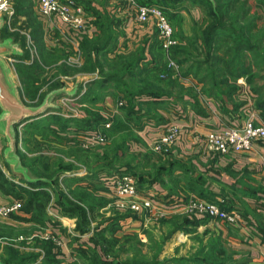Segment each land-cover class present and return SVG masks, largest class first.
Instances as JSON below:
<instances>
[{
  "label": "crops",
  "instance_id": "crops-1",
  "mask_svg": "<svg viewBox=\"0 0 264 264\" xmlns=\"http://www.w3.org/2000/svg\"><path fill=\"white\" fill-rule=\"evenodd\" d=\"M74 1L80 4L89 16L90 25L79 36L70 34L65 25L58 19L48 20L41 16L37 11V0H32L33 14L38 22H42L43 39L49 46L52 48H61V46L72 48L71 38L74 36L80 48V44L85 38H92L99 33L100 18L106 14L110 20H116V23L111 21L110 26L113 33L118 32V35L112 38L114 42L113 50L106 54L108 61H113L117 57L116 55L126 54L139 46L143 48L145 57L151 58L148 49L153 52L156 44L154 43L155 38L159 40L153 23H137L121 0ZM179 15L185 19L183 12H180ZM24 18L25 16H19V19L23 20ZM182 30L185 34H190V31L186 32L183 25ZM170 72L174 73H172L174 76L172 78L178 77L177 84L185 88L186 91L184 90L181 94L173 91V100L172 98L169 99L170 102L166 105L169 107L167 108L160 105H148L147 103L137 104L140 100L147 98L135 97L133 107L137 110V113L123 118L125 126L131 125L135 128L134 132L131 130L135 138L128 141L131 151L134 153L140 152L141 154L152 152L156 155L152 160L144 159L145 166L139 169L141 173L139 178L143 183L139 184L136 181L137 187L142 193L151 194L157 201L169 205L187 200L189 197L203 198L214 202L223 200L229 211L238 213L240 219L237 223L229 225L207 216L192 213L187 218L190 220L199 219L200 221L196 223L194 228L191 227L193 229L191 232L182 233L179 229L174 230L171 243L175 244L180 241L181 236L184 237L185 234L188 237L202 235L204 250L208 247L207 252L211 258L208 263L203 264H216L215 262H220L218 264H263L264 140L254 142L252 148L243 153L220 154L209 151L204 144L203 136L211 130L242 122L247 116V109H243L242 106L235 109L229 104H222L213 96L202 93V84L198 83L195 78L190 76L179 77V70H171ZM108 89L106 90L107 94L102 99V107L109 109L116 101H123L126 104L123 94L117 93V91H120L119 88L115 89L112 84ZM178 95L181 98H178ZM251 109L253 108L251 107ZM255 112L262 120L258 110H255ZM115 114L116 112L113 111L112 117H110L111 123ZM27 121L29 120L22 122L20 125ZM170 122H176L180 126L177 140L168 154H156L150 149V145ZM82 133H85V131H79V133L63 132L60 133V136L61 138L78 140L79 135ZM5 143L6 141L0 134V154L3 160ZM64 149H70V146H65ZM66 154L68 155V153ZM131 164L133 162H130ZM4 166L5 168L0 165V168L10 181L28 190L37 191L24 182L23 177L18 175L21 173L13 172L5 160ZM125 166L121 168L120 166H114V168H118L122 172L128 170V167ZM152 166L156 172L153 181L150 180L149 175ZM5 169L11 175L15 174L16 180L8 177L9 174ZM89 171L78 167L72 172H67L64 180L70 181L69 185L64 184V181L61 182L65 187L64 192L70 191V195H65V199L58 198L55 194L56 190L48 188V190H45L47 192L45 203L39 207L35 205L28 211L21 208L25 199H27L28 195L26 193L20 198H16L14 194L6 192L0 186V205L13 200H19L21 203L18 211L12 212L7 218H0V227L16 232L12 236L15 242H18V248L26 246L28 250L25 251L31 250L39 254L38 260L34 264H39L42 261L45 264H49V262L50 264H100L101 261H108L103 252L102 244L96 241L100 226H98L96 213L92 212L95 208L86 209L89 223L86 224L88 229L84 232H80L78 229L80 218L75 215L74 209L64 211L63 204L69 202V200L79 203L72 196L73 190H84L95 198L100 197L99 193H105L102 190L106 188L100 179L105 172L92 173L91 170ZM122 213L124 212H120V214ZM115 217L110 216L106 219V223L115 222L116 218L119 219V217ZM180 217H182L181 213H174L171 214L170 219ZM117 222L119 224L116 234H120L121 231L125 234L142 235L146 228L141 215H136L134 218L129 215L124 216ZM106 223L103 227L107 230L108 224ZM41 230H50L64 241L63 246L57 249L52 243V250L55 255L53 254L54 258L51 261L48 260L41 246V242L44 240L29 239L31 235L37 234ZM112 234H115V232ZM4 236L1 234L0 240H4ZM19 237L23 239L18 240ZM188 237L187 242L189 241ZM214 239H217L218 246H213L209 251L210 240ZM192 263L193 261L189 262V264Z\"/></svg>",
  "mask_w": 264,
  "mask_h": 264
},
{
  "label": "rangeland",
  "instance_id": "rangeland-1",
  "mask_svg": "<svg viewBox=\"0 0 264 264\" xmlns=\"http://www.w3.org/2000/svg\"><path fill=\"white\" fill-rule=\"evenodd\" d=\"M7 1L11 6L13 0ZM212 1L214 2V0ZM220 1L225 2L224 0ZM248 5L251 7L250 10H248L249 13L244 9L241 10L239 8L240 5H238V7L231 12V14L237 11L241 12L240 14L243 16L242 20L234 23L233 21L228 20L223 21L225 25L224 35H232V33H234L233 35L238 36V40L235 37V39L231 40L229 43H220L219 41L216 42L215 46H218L216 54L212 53V47H209V52L213 55H209L207 48H205L204 45H201V43H199V45L201 46L202 51L199 49L195 52L194 49L196 46H188L186 41H183V45L186 48H183L182 45L180 49H174L169 53H164L156 48L154 50V54L157 56L156 63L159 66L158 68L163 69V65L170 59L169 56L172 57L173 54L175 55L179 53L182 56L189 57L188 62L180 67L182 70L187 68L190 64L196 65L197 62H204L203 69L210 70L211 61H207L210 57L221 55L222 51H224L226 47L234 46L238 42L240 43L242 41L244 44L246 43L245 45L248 46V48L246 46H242V49H238L240 50V53H242L241 58L244 59V62L250 64L251 66V82L248 83L246 77H239L237 80L233 81L231 77L224 74L221 64H218L216 65V68L220 70L219 73L223 75V77H219V80L221 81L227 77V82H218V84L214 85H217L220 90L225 92L222 96L225 104H229L234 107V103L237 102L243 104V109H249L252 107L254 110H257L256 103L260 100L258 96H264V19L257 21V26L255 28L254 18L255 14L264 18V13H262L260 9H257L255 0H249ZM164 7L168 8L167 5ZM172 11L176 17H173L174 19H169L172 27L174 28L175 36L178 42H182L180 40L183 35H193V31L198 29V25L205 28L208 24V20H206L208 7L206 4H200L198 1L186 0L181 6ZM180 12L184 13L185 19L179 15ZM13 15V13H11V15L0 14V19L4 20V29L0 31V41L3 40V36H5L13 38L19 45H23L25 43L23 48L20 46L23 51L21 56L24 62L31 63L36 67L33 76L36 77L37 81L35 83H38L39 86L34 97L30 94H26L25 87L19 78L20 75H18L20 70H18V67H16L14 63L16 59L12 56L5 58L6 62L9 64L20 99L27 105H38L40 100L44 98V95L52 89L60 87H66L71 91L75 89V93L73 95L63 93L61 98L55 100V107L50 109L51 112H48L45 117L31 119L16 128V133L20 138L19 143L17 144L18 154L23 159L25 158L23 160V164L27 167L28 165H33V162L35 163L37 161L35 159H39L41 162H45L47 164V167H43L41 162H38L34 164L31 171L28 169L30 176H32V173L37 176H45L46 182L48 183L40 184L39 186L37 185L34 187L32 186L31 188H35L34 190L37 191L52 188L56 190L55 194L58 198H64L65 195H70V191L64 192V184L69 185L70 183V181L64 180L67 172H72V170L78 167H82L86 171L91 170L92 173L103 171L105 173H103L104 175L100 179L101 183H103L106 188L102 190V192L105 191V193H99L100 197L95 198L86 193L84 190H73L72 196L79 203L69 200V204H74L73 211L75 215L80 218L78 224L80 232L87 231L88 228L86 224L89 223V216L87 215V212H85L84 218L82 210L78 209L77 206L85 210L88 208H95L96 211L92 210V212L96 213L98 217V226H100L99 232L96 236V241L102 244L103 252L107 257L106 259L108 262L114 264H189L190 261H193L192 264H203L208 262L211 258L210 254L207 252L208 247L204 250V239L202 235H192L188 237L185 234L183 237L180 234V241H177L175 244L171 243V239L173 237L172 235L175 232L174 230L181 229L179 227L184 223L185 217H190V215L186 213H181L182 217L178 219H170L171 215L157 220L145 218L143 221L146 224V228L144 229L142 235H137L135 233L125 234L121 233V231L119 232L120 234H116L119 224L117 220L123 218L120 217L122 216L120 212H124L122 214H129L130 212L115 209L116 207L113 203V197H111V192L107 188L108 186L106 187L107 184L105 185V179L117 174H129L134 176L136 181L141 184L143 182L140 180L141 178H139V175H141L139 169L145 166L144 159L152 160L156 157V155L152 152L141 154L140 152L134 153L131 151L128 141L135 136L133 135L134 133H132L135 128L131 125L127 127L123 123V118L126 112L118 105L117 101L114 102V105H112L109 109L102 107V99H104V97L101 93L102 90L108 89L107 86H105L106 89L104 88L98 91H96V88L98 87L97 85L89 86L90 82L93 81L95 77H108L112 75L120 76L122 74V71L120 70L121 62L115 63L114 65L108 61L105 52L94 50L90 53L91 59L89 61V66H94V69H92L93 67H91L92 70H87L86 68L84 69L82 68L85 56L84 51L86 52L87 50L79 48L83 59L81 63L80 61L76 63V60L72 59L76 53L73 51V48L68 46L52 48L46 43L43 39L42 22L37 21L38 23L36 24L35 21V23L32 22L30 27H21L23 23L22 19L16 20L13 18ZM24 20H26V17ZM194 21L196 23H193ZM249 24L253 25V29L251 27V29L247 28V25ZM36 25H39V29L42 34L38 43H35L33 39L28 36V33L30 34ZM182 25L185 27L186 32L190 31V34L187 35L183 32ZM231 38H234V36ZM22 41H24V43ZM92 44V46L95 44L96 46L101 47L103 45V41L95 39ZM220 47L222 50H220ZM158 68L157 70L155 69L154 72H156H153L151 75V79L155 80L153 81L154 83L161 86L169 81V76L174 77V73L170 72L173 69L168 68L169 70H167V68L164 67V71H159ZM205 75L209 76V81L215 80V77L211 75L210 71H203L199 73V78ZM137 76L142 77L144 75L143 73H140L137 74ZM190 77L194 78L193 75H190ZM197 79L198 77L196 80ZM138 80L141 79L137 77L123 79V87L127 86L130 89H139L144 87L142 81L139 84ZM30 81L35 80L31 78ZM209 81L203 84L201 88H209L212 86ZM231 84L236 86L238 85L240 90H237L233 93V95L229 96V94L227 95L226 93ZM164 88L167 89V87ZM88 89L90 92L92 91V93L86 94ZM180 90H182V88L177 87L174 89V92L178 94V91ZM92 97L95 98V101ZM167 107L169 106H166V108ZM113 111L116 112L113 116V120L115 121L113 123L114 128L108 132L107 129L104 130L108 139H106L102 145L85 146L79 142V139L76 140L74 138L72 139L66 137L61 138V136H58V134L63 133V131L64 133H79L77 131L81 128L80 121H83L85 124V121L91 118H94L95 120H101L100 118H104L105 121L110 120ZM248 113L249 111L247 114ZM76 120L80 121L77 122ZM65 146H70V149L65 150ZM66 153H68V155ZM130 162H133V164L130 165ZM0 165L5 168L4 160L1 154ZM124 165H126L125 167H128V170L121 172L120 169L114 168V166H120L121 168ZM154 169L155 168L152 166L149 172L152 180L155 178L156 173ZM6 172L8 171L6 170ZM8 174V177L16 180L15 174L11 175L9 172ZM18 175L22 176L21 174ZM103 178L104 180H102ZM61 181H64V184ZM64 211L67 212L66 209ZM110 216H116L119 217V219L115 217V222L112 221L110 223H106V219ZM129 216L132 218L136 217L133 213L129 214ZM105 223L108 224L107 230L103 227ZM191 227L194 228V226H187V228ZM192 230L193 229H186L185 231H180L182 233H188V231L191 232ZM114 232L115 234H112ZM0 233L5 235L4 240H0V264H13L17 261L18 257L14 256L11 260L7 254V248L5 246L9 244L18 248V242H15L14 237L12 236L16 232L0 227ZM187 237L189 239L188 242ZM210 242L211 243L209 245L211 246L209 247V251L213 246H218L217 239L210 240ZM18 249L21 251L28 250L26 249V246H21ZM215 257L218 258L217 255H215ZM25 264L27 263L25 262Z\"/></svg>",
  "mask_w": 264,
  "mask_h": 264
},
{
  "label": "trees",
  "instance_id": "trees-1",
  "mask_svg": "<svg viewBox=\"0 0 264 264\" xmlns=\"http://www.w3.org/2000/svg\"><path fill=\"white\" fill-rule=\"evenodd\" d=\"M184 1H186V0H138V2H140L142 4H151V5L154 4V5L160 6V8L166 14L168 19L169 18L174 19L173 17H176V15L173 13L172 10L177 9V7L181 6ZM192 1H194V0H192ZM195 1H198L200 4H206V6L208 7V12L206 14V16H207L206 20H208L207 21L208 24L205 26V28H202L200 25H198V29L197 30L195 29L193 31V35H191V36H186V35L181 36L180 41H182V42H178L177 44L171 46L168 50V53L174 49H177V48L180 49L183 45V41H186L188 46L189 45L190 46H192V45L196 46L194 49L195 52L199 49L201 50V46L199 45V43H201V45H204V47L207 48V52L209 55H213L212 53L216 54V49L218 48V46L217 47L215 46L216 42L219 41L220 43L221 42L229 43L231 40L235 39V37L238 40V36L233 35L234 33H232V35L231 34H229V35L225 34L224 35L225 25H224L223 21L228 20V21H233V23H234V22H238V21L243 19L242 14H240L241 12L237 11V12H234L233 14H231V12L233 10H235L238 7V5H240L239 8L241 10L244 9L246 12H248V10H250V8H251L248 5L249 0H241V2H240V0H224L225 2H221L220 0H214L215 3L212 0H195ZM31 4H32L31 0L30 1L29 0H13V3H12V9L14 11L13 12V14H14L13 18L17 20V19H19V16H25L26 17V20H24V19L22 20L23 23H22L21 27H27V26L30 27L32 25V22L35 23V21H36V24L38 23L35 15L33 14ZM165 5H167L168 8L164 7ZM255 5H256L257 9H260L262 11V13H264V0H255ZM165 8H167V9H165ZM170 19H169V21H170ZM261 19H264V18H262L258 14H255V18H254V22H255L254 27L255 28L257 26V21H259ZM100 21H101V23H100V25H98L99 26V33L92 38H85L80 44V48H83V50L84 49L87 50L86 52L84 51L85 56H84V63L82 65V68H84V69L86 68L87 70L94 69V66H91V65L89 66V61L91 59L90 53L94 50L95 51L100 50L101 52H105V55H106L108 52L113 50L112 48L114 47V42H113L112 38L114 36L118 35V32H116V31L113 33V31L111 30V26H110V22L112 21V22L116 23V20H114V19L110 20V18L105 14L102 18H100ZM193 23H196V22L194 21ZM250 27L253 29V25H250V24L247 25V28L251 29ZM2 29H4V28H2ZM155 33H157V36H158L157 29H156ZM41 35L42 34H41L40 29H39V25H36L35 28H33L32 32H30V34L28 33L29 38L33 39V41L35 43H38V41L41 39L40 38ZM230 36L231 37L234 36V38H231ZM4 37L5 36H3V39H4ZM174 37L176 38L175 32H174ZM95 39H100L101 41H103V45L101 47H98L95 44H94V46H92L93 40H95ZM22 42L24 43V41H22ZM154 43H156L155 49L157 48L158 50H161L162 52L165 53L164 49L161 46L160 41L157 40V38H155ZM24 44L20 45V46L23 48ZM245 44L242 41L240 43L238 42L234 46L226 47L225 50L222 51L221 55H215V56L210 57L207 60V61H211L210 62L211 63V65H210L211 69L209 68L210 70L203 69V63L204 62H197L196 65L190 64L187 68L182 70L180 67L188 62L189 57L188 56H182L179 53H177L175 55L173 54L172 57L171 56H169V57H170V60H173L178 64V67H179L178 70H179V74H180L179 77H181V76L182 77H188L190 75H193L194 78L198 77L197 82L201 83L202 85L209 81L208 80L209 76L205 75V76H201L199 78V73H201L203 71H210L211 75L213 77H215V80L209 81V83L212 86H210L209 88H202V92L207 96L211 95V96L215 97V99H217L218 101H220L223 104L224 102H223L222 96L225 94V92L223 90H220V88H218V86L214 85V84H218V82H221V83L227 82V77L221 81L219 80V77L221 78V77H223V75H221L219 73L220 70H218L216 68V65L221 64L222 71L224 72V74L231 77L233 81L237 80V78H239V77H246L247 82L250 83L251 82V76L250 75L252 74L251 73V66H250V64L244 62V59L241 58L242 53H240V50H239L240 48L241 49L243 48L242 46H246ZM209 47L210 48L212 47L213 52L211 54L209 52ZM246 47L248 48V46H246ZM183 48H186V47L183 45ZM220 50H222L221 47H220ZM149 51L151 54L150 59L145 57L143 48L140 46L136 47L135 49H133L130 52H127L126 54L116 55L117 57L113 61H110V63H113L115 65V63L121 62L120 70L122 71V74L120 76L112 75V76H108V77L107 76L97 77L93 81H91L89 84V86L97 85L98 87L96 88V91L102 90L104 88L106 89L105 86L110 87V85H112V84L114 85L115 89L119 88L120 91H117V93L123 94V96L126 100V104L123 103L122 105H120V107L126 112L125 116H127V117L131 116V114L135 115L137 113V110H135L133 107L134 106L133 99L135 97L147 98L144 100H140L139 102H137V104L147 103L148 105H153V106L154 105H160L161 107H166V105H168L170 102L169 99L172 98V94H173L174 89L177 87L178 88L181 87L177 84V79H178L177 76H176V78H172L171 76H169V78H168L169 81L166 82L164 85H161V86L159 84L153 82L155 80L151 79L152 78L151 75L153 74L155 69L157 70V68L159 66L156 63V60H157L156 57L157 56H155L154 50H153V52H151V50L148 49V52ZM22 53H23V51H22ZM21 55L15 56L16 60L14 63L16 65V67H18V70H20V73L18 75H20V77H19L20 81L25 87V93L30 94L34 97L36 94L37 88L39 87L38 83H35L37 81L36 77L33 76V73H34V70L36 67L33 66L31 63L24 62ZM206 55H207V53H206ZM167 63H168V60L166 61V64L163 65V69L158 68V70L164 71L165 70L164 67H166L167 70H169L167 67ZM91 67H93V68L91 69ZM140 73H143L144 76L138 77L137 74H140ZM134 77L141 79V80H138L139 84L142 81V83L144 84V87L139 88V89H136V88L130 89L127 86L123 87V85H124V82H122L123 79L134 78ZM31 78L34 79L35 81H30ZM164 87H167V89H165ZM181 88H182V90L185 89L183 87H181ZM106 90H109V89H106ZM106 90H102L101 95L103 97H104V95L107 94ZM182 90L178 91V94H181L183 92ZM237 90H240V87H238V85L236 86L234 84H231V86L228 89L226 94L227 95L229 94V96H231ZM90 93H92V91L90 92V90L88 89V92L86 94H90ZM258 97L260 98V100H258V103H256L257 104L256 108H257L258 112L260 113L262 120L264 121V96L262 95V96H258ZM93 98L94 97H92V99ZM178 98H181V97L178 95ZM172 100H173V98H172ZM41 101L42 100H40V102ZM94 101H95V98H94ZM242 105H243L242 103L236 102V103H234V108L237 109ZM46 115L47 114L39 116L37 118H43ZM33 119H35V118H33ZM93 119L91 118L89 120H86L85 124L83 123V121L76 120L77 122L80 121V127L81 128L79 131H88V130H92V129L94 130V129L101 128L103 123H104L103 121H105L104 118H100L101 120H99V119L93 120ZM28 120H31V119H28ZM65 121H66V119H65ZM114 122L115 121L113 120L112 126H110L107 129V131L114 128L113 127ZM83 124H84V127H83ZM104 130L105 129H103V131ZM15 131H16V128H15ZM79 131H77V132H79ZM60 135L61 134H58V136H60ZM133 138H135V136H133ZM16 139H17V143H19L20 138H19L17 133H16ZM17 153H18V147H17ZM20 159H21L22 165L25 167L26 165L23 164V160L25 158L23 159L20 156ZM35 160H37V161L35 163L33 162V165H30V166L28 165V167L27 166L25 167L27 170V173H28V169H29V171L32 170L31 168L34 166V164L41 162L39 159H35ZM41 164L43 167H47V164L45 162H41ZM28 175H29V173H28ZM32 176H29V177L36 179V181L27 182L24 180V182L30 186H33V187L37 186V185L39 186L40 184L47 183L45 176H37L33 173H32ZM150 180L153 181L152 179H150ZM0 186L6 192L14 194L16 196V198H20V196H22L25 193H26V195H28L27 199H25V201L21 207L24 211L30 210L35 205L37 207H39L40 205L44 204L46 201L45 196H47V192L44 189L38 190V191L28 190L27 188H25L21 185H18L15 182L10 181L5 176V174L1 170V168H0ZM73 205L74 204H69V202L63 204L65 209H70V210H73ZM77 207H78V209L82 210L83 216L85 218L86 210L83 208H80L79 206H77ZM129 214H131V213H129ZM129 214H121L122 216H120V217H124V216L129 215ZM133 215L136 216V214H133ZM199 221H200L199 219L190 220L189 218L185 217L184 223L182 225L180 224L181 226L179 228H181V229H179V230L185 231L186 229H188V228H186L188 225L195 226L196 223H198ZM41 244H42L41 246H42L43 250L45 251V255L47 256L48 260L49 261L53 260V258H54L53 254L55 255V253L52 250L53 249L52 242L44 240L43 242H41ZM5 247L7 248V254L11 258V260L14 256L18 257L17 261L14 262L13 264H25V262L27 264H29V263H34L38 260L39 254L37 252L21 251L18 248H16L15 246L9 245V244H7ZM208 261H210V260H208ZM215 263L218 264L220 262H215ZM39 264H45V263L42 261ZM49 264H50V262H49ZM100 264H114V263H110L108 261H101Z\"/></svg>",
  "mask_w": 264,
  "mask_h": 264
},
{
  "label": "built area",
  "instance_id": "built-area-1",
  "mask_svg": "<svg viewBox=\"0 0 264 264\" xmlns=\"http://www.w3.org/2000/svg\"><path fill=\"white\" fill-rule=\"evenodd\" d=\"M121 1L137 23H153L165 52H168L169 48L177 43V39L174 37V28L160 7L142 4L138 0ZM36 7L38 13L45 19L52 20L56 18L62 22L72 35L79 36L90 25L86 11L74 0H37ZM11 13H13V10L8 1L0 0V14L11 15ZM71 41L73 43V51L76 52L72 59H75L76 63L78 61L81 63L82 55L79 50V43L74 36ZM167 67L173 70H178L179 68L178 64L170 59ZM122 104L123 101L118 102L119 106ZM248 111L249 113L242 122H236L207 132L203 136L206 148L209 151L220 154L243 153L250 150L254 142L264 140V121L260 120L254 109L249 108L247 109ZM110 126L111 121L107 120L101 128L85 131V133L79 135L81 144L85 146L102 145L108 139L103 129H108ZM179 133V124L170 122L164 127L159 137L151 143L150 149L156 154H168ZM105 185L106 187L108 186L107 188L111 192V197H113V203L117 210L141 215L143 219L157 220L174 213H195L229 225L237 223L240 219L237 212L229 211L225 207L223 200L214 202L203 198L189 197L187 200L173 203V205L164 204L157 201L153 195L142 193L137 187L136 179L129 174L110 176L105 179ZM20 207L21 203L19 200L0 205V218H7L12 212L18 211ZM31 238L51 241L56 249L61 248L64 244L63 239L50 230L39 231L37 234L31 235L29 239ZM21 239L23 238H18V240Z\"/></svg>",
  "mask_w": 264,
  "mask_h": 264
},
{
  "label": "water",
  "instance_id": "water-1",
  "mask_svg": "<svg viewBox=\"0 0 264 264\" xmlns=\"http://www.w3.org/2000/svg\"><path fill=\"white\" fill-rule=\"evenodd\" d=\"M4 20L0 19V31ZM22 49L11 37L0 41V134L4 136L6 147L3 150V157L13 172L21 173L27 182H34L30 178L26 168L22 165L20 156L17 153L16 131L22 122L47 114L55 107L54 101L62 97L63 93L73 95L66 87L50 90L38 105H27L19 97L15 87L9 64L5 58L20 56Z\"/></svg>",
  "mask_w": 264,
  "mask_h": 264
}]
</instances>
